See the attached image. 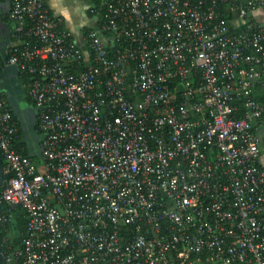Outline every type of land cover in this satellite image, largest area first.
<instances>
[{
    "label": "built area",
    "instance_id": "1",
    "mask_svg": "<svg viewBox=\"0 0 264 264\" xmlns=\"http://www.w3.org/2000/svg\"><path fill=\"white\" fill-rule=\"evenodd\" d=\"M2 1L41 160L0 92L1 264H264V0Z\"/></svg>",
    "mask_w": 264,
    "mask_h": 264
},
{
    "label": "crops",
    "instance_id": "2",
    "mask_svg": "<svg viewBox=\"0 0 264 264\" xmlns=\"http://www.w3.org/2000/svg\"><path fill=\"white\" fill-rule=\"evenodd\" d=\"M75 1L76 3H79V1L77 0ZM70 2H72V0H47L46 2V4H48L53 14L57 16L60 22L61 21L64 22L66 26H69L70 24L68 23V18H66L65 16V11L69 13V10H70L69 3ZM8 8H9L8 3L0 0V92H2L4 96L6 97L7 103L13 112L14 118L18 125L17 132L20 131L21 133L20 139H17L16 137L15 143L18 146L22 143V147L25 148L27 150V153L30 155V157L33 158L35 157V155H38V153L36 154L34 152L29 151V148H28L29 135L26 134L25 130H23L25 128L24 126L22 127L19 117L16 114V110H18L22 106L21 93H24L27 97L26 93H27L28 86L23 81V79H21L16 67L14 65H8L4 59L7 53V49L9 47V42L11 40L10 33H11L12 25H11L10 20H8L7 18ZM248 15L255 21L264 23V6H260V7L258 6L252 9L248 13ZM238 21L240 22V26H241L240 29H241L243 27L244 22L241 21L239 18H234L231 24L236 29V25ZM69 30L77 35L80 33L82 29L73 30L69 26ZM261 92L263 91L261 90ZM28 102L30 103L29 100ZM36 125H37L36 115L34 113V130L38 132V136H39L37 140V146H38L39 139L41 138V133L38 131ZM258 134L260 136V149H261L260 164L264 166V119H262L259 122Z\"/></svg>",
    "mask_w": 264,
    "mask_h": 264
},
{
    "label": "rangeland",
    "instance_id": "3",
    "mask_svg": "<svg viewBox=\"0 0 264 264\" xmlns=\"http://www.w3.org/2000/svg\"><path fill=\"white\" fill-rule=\"evenodd\" d=\"M69 13L65 11V16L68 18L69 26L73 30H80L84 29L83 27L86 26H92L94 25V17L91 15L89 16L86 12L85 4L81 2L76 3L75 0H72V2L69 3ZM239 23V24H238ZM236 25V24H235ZM240 22H237L236 29H240ZM21 108L16 110V114L19 117L20 123L22 127L24 126L26 134L29 135V141H28V148L29 151L38 153V146H37V140H38V132L34 130V113L35 108L28 102L27 97L24 93H21ZM34 162L38 163L41 159L39 155H35L33 157ZM7 237L10 238L13 241V235L8 232Z\"/></svg>",
    "mask_w": 264,
    "mask_h": 264
},
{
    "label": "trees",
    "instance_id": "4",
    "mask_svg": "<svg viewBox=\"0 0 264 264\" xmlns=\"http://www.w3.org/2000/svg\"><path fill=\"white\" fill-rule=\"evenodd\" d=\"M80 4H81V2H79ZM47 5V7H48V9H49V12H50V14H51V16H52V18L53 19H55L56 20V22L58 23V26L60 27V28H67V29H69V26H66L65 24H64V22H60V20L57 18V16H55L54 14H53V12L51 11V9L49 8V6H48V4H46ZM86 12H87V9H86ZM87 14L89 15V13L87 12ZM90 16V15H89ZM8 18V17H7ZM9 20V19H8ZM12 27V26H11ZM88 26H86V27H83L84 29H86ZM30 42H31V40H30ZM7 57H8V50H7V53H6V56H5V62H6V59H7ZM17 69V68H16ZM17 71H18V69H17ZM18 74L20 75V77H21V79H23V81L27 84V86H28V88H29V82H30V76L29 75H27V74H20L19 73V71H18ZM28 88H27V98H28V100L30 101V103L32 104L33 102L31 101V99H30V97H29V95H28ZM7 105H8V103H7ZM33 105V104H32ZM8 107H9V105H8ZM10 108V107H9ZM11 110V109H10ZM11 113H12V115H13V112H12V110H11ZM13 117H14V115H13ZM37 126V125H36ZM20 136H21V133H20V131L19 132H17V134H16V137H17V139H20ZM16 137H15V140H16ZM20 146H21V148H20ZM16 147H17V149L22 153V154H24V155H27V156H29L30 157V155L27 153V150L25 149V148H23L22 147V143L18 146V145H16ZM3 164V171H4V178L6 179L7 178V176H8V174L6 173V165L4 164V163H2ZM8 226V225H7ZM24 231H25V219H24V217H23V213L20 211V210H18V216L16 217V219H14L13 221H11L10 223H9V232L13 235V243L14 244H17L18 242H19V239L21 238V236H22V234L24 233ZM2 231L0 230V237L2 238Z\"/></svg>",
    "mask_w": 264,
    "mask_h": 264
},
{
    "label": "water",
    "instance_id": "5",
    "mask_svg": "<svg viewBox=\"0 0 264 264\" xmlns=\"http://www.w3.org/2000/svg\"><path fill=\"white\" fill-rule=\"evenodd\" d=\"M4 181V173H3V164H2V158L0 155V185ZM4 205H0V211L4 209ZM0 264H1V246H0Z\"/></svg>",
    "mask_w": 264,
    "mask_h": 264
}]
</instances>
